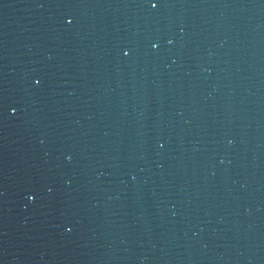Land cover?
<instances>
[{
    "label": "water",
    "instance_id": "95a60500",
    "mask_svg": "<svg viewBox=\"0 0 264 264\" xmlns=\"http://www.w3.org/2000/svg\"><path fill=\"white\" fill-rule=\"evenodd\" d=\"M18 264H264V0H30Z\"/></svg>",
    "mask_w": 264,
    "mask_h": 264
}]
</instances>
